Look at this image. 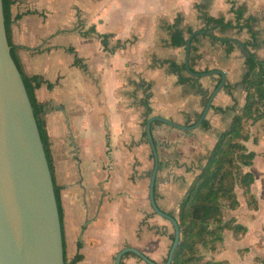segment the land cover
Here are the masks:
<instances>
[{
    "label": "crops",
    "instance_id": "obj_1",
    "mask_svg": "<svg viewBox=\"0 0 264 264\" xmlns=\"http://www.w3.org/2000/svg\"><path fill=\"white\" fill-rule=\"evenodd\" d=\"M234 5L245 8L241 24L253 20L260 45L251 50L264 58V0H81L79 13L85 15L79 20L70 0H15L12 16L20 17L11 25L12 40L25 72L41 80L36 94L44 103L55 181L61 187L68 264L77 254L82 255L78 264H114L126 246L166 262L174 227L150 204L154 159L145 121L162 116L194 124L221 80L218 74L196 77L186 69L183 74L192 79L180 82L164 61L185 64L186 48L168 45V26L181 15L184 29L207 30L205 14L237 24ZM91 28L96 33L86 34ZM207 31L196 43L194 69L226 74L205 118L208 128L152 124L160 158L156 202L177 220L182 198L231 124L235 113L228 109L236 101L238 108L245 103L241 81L249 54L241 43L252 34L246 28L229 30L231 36L213 30L219 38L239 42L227 53L210 36L212 29ZM97 34H111L110 50ZM245 129L250 137L244 144L256 154L245 170L254 174L250 194L257 206L236 187L239 205L227 207L225 221L235 218L246 232L223 231L220 258H211L223 264H264V119L249 121ZM122 264L147 263L128 254Z\"/></svg>",
    "mask_w": 264,
    "mask_h": 264
},
{
    "label": "water",
    "instance_id": "obj_2",
    "mask_svg": "<svg viewBox=\"0 0 264 264\" xmlns=\"http://www.w3.org/2000/svg\"><path fill=\"white\" fill-rule=\"evenodd\" d=\"M200 34H208V31L196 30L187 38L185 67L196 77L215 74L221 77L201 116L192 125L152 116L145 127L154 156L149 184L150 204L156 214L169 220L174 227V240L164 264H172L181 240V227L178 220L163 211L156 202L160 158L152 124L159 121L181 130L199 127L216 95L224 87L226 74L223 70L196 72L191 69L192 40ZM11 49L3 0H0V264H65L62 222L50 165L34 108ZM106 131L109 132L107 123ZM127 253L137 255L147 264H161L132 246L122 248L114 264H122Z\"/></svg>",
    "mask_w": 264,
    "mask_h": 264
},
{
    "label": "trees",
    "instance_id": "obj_3",
    "mask_svg": "<svg viewBox=\"0 0 264 264\" xmlns=\"http://www.w3.org/2000/svg\"><path fill=\"white\" fill-rule=\"evenodd\" d=\"M14 3L15 0H3L8 40L12 47L11 53L13 59L22 74L24 84L34 108L55 185L64 237L61 187L55 181L54 161L51 142L46 128L44 103L38 99L36 94V90L41 85V80L39 76H30L25 72L18 55V46L13 43L11 25L14 20L20 17L19 15L15 18L12 16V6ZM232 11L235 13L237 24H234L232 20H226L224 16L215 17L205 14L204 19L207 23L206 29H212L210 36L214 40L224 44L227 53L233 52L236 48V43L239 42L232 38H219L213 34V30L218 29L221 33H225L231 29L246 28L252 34L251 40L241 43L249 54L245 62L246 71L241 81L242 88L245 91V103L242 108H238V102L236 101L228 109L235 113L230 126L221 133L217 143L209 153L205 165L201 168L199 174L195 177L182 198L178 219L181 227V240L174 253L172 264H223L220 261L212 259H208L204 263L195 262L196 258L194 255L196 246L202 244L210 246L211 250H216V244L222 242L223 231L226 229H230L237 234L246 232V228L237 223L235 218L227 221L223 220V208L225 206L235 209L239 205L236 195L237 186L244 188V193L249 195V204L257 206L254 196L250 194V186L254 183L255 179L254 174L251 171L245 170L246 167H250L253 164L256 154L253 151H248L244 141H247L250 137L246 132L245 124L249 121L256 123L264 119V58H259L257 53L251 50L260 45V43L256 42L257 32L253 30V20L241 24L245 8L242 6L235 8L234 5ZM182 22L183 17L178 15L175 23L168 26L171 32L168 45L172 47H185L188 36L195 31L193 27H188L187 29L181 27ZM87 33H96V31L94 28H91ZM97 35L101 38L105 47H107L111 34ZM200 36L201 34L196 35L192 40L190 66L194 71V61L199 56L193 55V53L198 50L196 43L200 40ZM164 63L169 64L170 68L180 76L181 83H187L192 79V77H187L183 74L186 71L185 64H178L170 60H165ZM149 96L148 94L145 101L147 106L149 105ZM155 123L161 122L156 121ZM208 126V120L204 119L201 127L207 129ZM152 158L154 159L153 154ZM128 254L133 253H127L126 255ZM81 258L82 255L77 254L71 261V264H78ZM65 264H68L66 251Z\"/></svg>",
    "mask_w": 264,
    "mask_h": 264
},
{
    "label": "rangeland",
    "instance_id": "obj_4",
    "mask_svg": "<svg viewBox=\"0 0 264 264\" xmlns=\"http://www.w3.org/2000/svg\"><path fill=\"white\" fill-rule=\"evenodd\" d=\"M80 1L81 0H70L71 6H74L77 9V12H76L77 18L76 19H78V20L83 15H85V14L82 15L81 13H79L78 5H79ZM73 3H77V4H73ZM224 35L231 36L232 32L228 31ZM105 48L110 50V47L108 45ZM261 54H264V47L261 50ZM226 210H227V206H225L223 208V220L224 221H225V218L227 217V213L224 212ZM195 250H196L195 251V255H194V257L196 258L195 262H198V263H204L206 260H208V259L210 260L211 258H215V259H219L220 258L219 243L216 244V250H211L210 246L202 245V244H198L196 246ZM236 258H237V256H235L234 253H232V259H234V263H236V261H237ZM232 264H233V262H232Z\"/></svg>",
    "mask_w": 264,
    "mask_h": 264
},
{
    "label": "flooded vegetation",
    "instance_id": "obj_5",
    "mask_svg": "<svg viewBox=\"0 0 264 264\" xmlns=\"http://www.w3.org/2000/svg\"><path fill=\"white\" fill-rule=\"evenodd\" d=\"M166 263V262H165Z\"/></svg>",
    "mask_w": 264,
    "mask_h": 264
}]
</instances>
